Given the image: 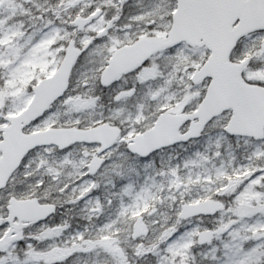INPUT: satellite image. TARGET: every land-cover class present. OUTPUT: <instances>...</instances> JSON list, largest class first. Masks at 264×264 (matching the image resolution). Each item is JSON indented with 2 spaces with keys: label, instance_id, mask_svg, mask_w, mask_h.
<instances>
[{
  "label": "snow or ice",
  "instance_id": "obj_1",
  "mask_svg": "<svg viewBox=\"0 0 264 264\" xmlns=\"http://www.w3.org/2000/svg\"><path fill=\"white\" fill-rule=\"evenodd\" d=\"M0 264H264V0H0Z\"/></svg>",
  "mask_w": 264,
  "mask_h": 264
}]
</instances>
